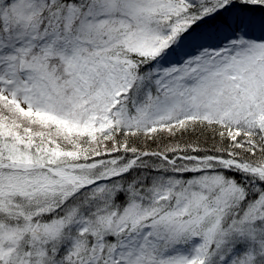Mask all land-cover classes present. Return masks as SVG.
Segmentation results:
<instances>
[{
	"label": "snow or ice",
	"instance_id": "1",
	"mask_svg": "<svg viewBox=\"0 0 264 264\" xmlns=\"http://www.w3.org/2000/svg\"><path fill=\"white\" fill-rule=\"evenodd\" d=\"M0 264H264V0H0Z\"/></svg>",
	"mask_w": 264,
	"mask_h": 264
}]
</instances>
